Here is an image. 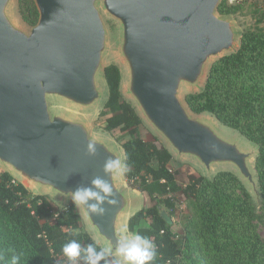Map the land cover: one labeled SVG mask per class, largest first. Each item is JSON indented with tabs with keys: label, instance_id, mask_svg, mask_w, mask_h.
<instances>
[{
	"label": "water",
	"instance_id": "1",
	"mask_svg": "<svg viewBox=\"0 0 264 264\" xmlns=\"http://www.w3.org/2000/svg\"><path fill=\"white\" fill-rule=\"evenodd\" d=\"M38 23L26 33L13 24L0 0V161L28 180L67 197L96 176L115 189L114 204L91 224L115 248L118 220L129 197L105 176L107 158H119L87 126L49 112L48 97L61 96L82 106L100 95L97 73L106 47L98 3L123 26L122 52L130 69V90L146 117L175 153L196 158L208 169L235 165L254 188L250 152L193 118L179 98L182 83L195 84L207 61L236 42L231 21L216 14L220 0H35ZM96 145L89 155L87 145ZM169 149L170 147L167 146ZM172 149V148H171ZM170 149V150H171ZM172 223V218L162 212Z\"/></svg>",
	"mask_w": 264,
	"mask_h": 264
},
{
	"label": "trees",
	"instance_id": "2",
	"mask_svg": "<svg viewBox=\"0 0 264 264\" xmlns=\"http://www.w3.org/2000/svg\"><path fill=\"white\" fill-rule=\"evenodd\" d=\"M19 2L26 21L36 25L40 15L35 1ZM225 2L218 5L219 11H226ZM104 77L109 87L102 111L106 129L119 128L130 136L122 143L131 169L126 181L155 202L128 219L130 232L155 242L157 256L152 264H264V239L258 231L259 224L264 225V27L244 31L239 48L212 63L203 89L185 96L193 112L212 114L258 146L259 207L230 170L212 178L190 173L186 185H180L178 171L170 167L174 161L170 149L141 135L142 119L122 96L119 66H106ZM179 191L193 207L183 234L176 233L173 222L162 215L165 211L174 216ZM80 228L81 216L73 202L57 210L49 196L34 194L0 168V264H9L13 251L22 253L20 264H69L62 252L68 240L78 239L82 247L94 242ZM73 232L79 235L74 237Z\"/></svg>",
	"mask_w": 264,
	"mask_h": 264
},
{
	"label": "rangeland",
	"instance_id": "3",
	"mask_svg": "<svg viewBox=\"0 0 264 264\" xmlns=\"http://www.w3.org/2000/svg\"><path fill=\"white\" fill-rule=\"evenodd\" d=\"M35 1V0H34ZM226 1L225 10L221 12L216 10V14L223 18L231 21L234 30L236 42L231 50L224 51L223 53L212 56L206 63L204 72L201 78L195 84L182 83L179 88V98L183 105L186 107L187 111L193 118L201 119L205 123L209 124L221 137L237 143L243 150L250 152L251 156L249 158V166L254 174L257 187L254 186L245 179L238 168L230 163H216L208 169L196 158L183 155L179 153L176 154V158L171 163L170 167L178 171L177 181L180 185H186L188 181V175L194 173L196 175H204L208 178H212L216 173L222 170H230L235 172L241 180L244 182L246 187L251 192L255 203L260 206V193L259 185L256 171V157L258 154V146L250 141L247 137L241 134L238 130L229 127L219 120H217L212 114L208 112L195 113L193 112L185 100V96L191 92H197L203 89L207 73L210 66L214 61L223 55L229 54L236 51L240 46V40L242 33L248 29H255L264 27V0H220L219 5ZM35 5L36 1H35ZM98 8L100 11L101 18L104 22L106 30V47L102 54V61L99 71L97 73V86L100 92L99 98L89 106H82L69 101L61 96L51 95L48 97L49 112L52 116L59 115L67 119L83 122L88 130L90 137L103 141L107 144L109 148L119 154L120 159H124V149L122 143L129 139L127 132L117 128L114 130L106 129V115H102L104 110V104L107 101L109 94V87L104 77V69L110 64H117L121 70V83L120 89L122 92L123 99L130 102L136 109L137 113L142 119L140 125L141 135L146 140L156 141L162 145L169 146L171 150L176 151L170 146L168 140L160 133V131L151 123V121L146 117L136 98L133 96L130 90V69L122 52V42H123V26L121 21L110 14L104 7L102 2L98 3ZM38 9V6H37ZM39 12V9H38ZM7 13L11 21L19 29L26 33H30L31 29L35 26L30 24L24 18L19 0H11L7 8ZM40 15V13H39ZM40 17V16H39ZM0 168L3 171L10 172L17 181L23 183L26 188L32 191L34 194H42L49 196L50 200L54 204L55 209L61 210L69 203H72L71 195L63 197L62 194L55 191L50 187H45L38 185L20 173L16 172L9 165L4 164L0 161ZM116 183L120 189L129 197V205L127 206L125 212L132 211L134 207L138 210L144 206H152L155 202L144 192L137 191L130 187L126 181L125 175H115ZM176 197V213L172 217L173 224L172 229L178 233L183 234L185 232V224L188 219V215L193 211L192 200L187 199L182 191L175 193ZM81 216V231L88 232L94 240L101 246L107 247L111 246L105 238H103L97 229L91 224L87 214L83 208L78 207ZM126 214L120 215L118 220V231L120 235H124L125 230H128V221L126 219ZM258 231L261 237L264 239V225L259 224ZM111 259V257H109Z\"/></svg>",
	"mask_w": 264,
	"mask_h": 264
},
{
	"label": "clouds",
	"instance_id": "4",
	"mask_svg": "<svg viewBox=\"0 0 264 264\" xmlns=\"http://www.w3.org/2000/svg\"><path fill=\"white\" fill-rule=\"evenodd\" d=\"M96 145L89 142L87 152L89 155L96 154ZM130 166L126 159L112 158L106 159L103 165L105 176L125 175L130 171ZM71 200L76 207L83 206L91 215L103 216L106 212L105 203H116L115 189L108 179L101 176L94 177L90 184H81L70 191ZM124 235L116 241V246H100L93 240L86 247H82L78 239L68 240L62 247V252L67 257L69 264H79L83 259L86 264H152L157 256V246L155 242L141 234L140 232L128 233L125 230ZM72 236H78V232L71 233ZM99 248V250H98ZM22 253L12 252L9 264H20ZM109 257L111 259L109 260Z\"/></svg>",
	"mask_w": 264,
	"mask_h": 264
},
{
	"label": "crops",
	"instance_id": "5",
	"mask_svg": "<svg viewBox=\"0 0 264 264\" xmlns=\"http://www.w3.org/2000/svg\"><path fill=\"white\" fill-rule=\"evenodd\" d=\"M171 151V153H172V155H173V158L175 159L176 158V154H175V152L173 151V150H170ZM138 191V190H137ZM138 209L136 208V207H134L133 209H132V211H127V212H125V214L127 215L126 216V219H127V221H128V219H129V217L134 213V212H136Z\"/></svg>",
	"mask_w": 264,
	"mask_h": 264
}]
</instances>
